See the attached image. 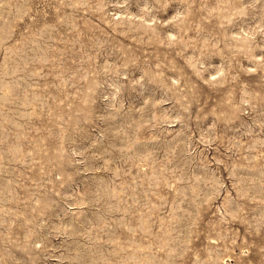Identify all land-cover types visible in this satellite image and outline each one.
I'll return each mask as SVG.
<instances>
[{
  "label": "rangeland",
  "instance_id": "obj_1",
  "mask_svg": "<svg viewBox=\"0 0 264 264\" xmlns=\"http://www.w3.org/2000/svg\"><path fill=\"white\" fill-rule=\"evenodd\" d=\"M0 264H264V0H0Z\"/></svg>",
  "mask_w": 264,
  "mask_h": 264
}]
</instances>
